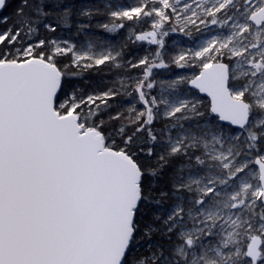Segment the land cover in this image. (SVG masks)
<instances>
[{
    "label": "snow or ice",
    "instance_id": "snow-or-ice-1",
    "mask_svg": "<svg viewBox=\"0 0 264 264\" xmlns=\"http://www.w3.org/2000/svg\"><path fill=\"white\" fill-rule=\"evenodd\" d=\"M101 3L119 45L47 35L105 15L77 0L0 30V264H264V0ZM102 66L118 87L86 93Z\"/></svg>",
    "mask_w": 264,
    "mask_h": 264
},
{
    "label": "trees",
    "instance_id": "trees-1",
    "mask_svg": "<svg viewBox=\"0 0 264 264\" xmlns=\"http://www.w3.org/2000/svg\"><path fill=\"white\" fill-rule=\"evenodd\" d=\"M77 2L78 3L83 2L87 4L96 5L94 0H77ZM18 5H19V0H9V6L6 7L0 14V16H8L9 21L7 25L0 24V30H3L4 28L12 25L13 20L15 19V16H14L15 9ZM100 7L102 11H105V15H96L93 18V27L86 30L85 31L86 34L94 33L97 35L99 34L101 36L105 34H109L103 31L102 29L95 27V23L97 21H108V15L106 14L107 11L102 6ZM66 34L68 35L71 34L75 36L79 35L78 37L82 36L81 33L80 34L76 33V29L74 27L71 29H58L57 33L55 34L48 33L47 35L50 38H60L61 36H66ZM136 46H140V45L136 44L135 47L133 46L132 48H129L128 51L125 48V53L126 54L128 53L127 55L124 56L125 60H131L132 62L137 61V58L135 59V55L137 53L135 52H136V49H138V47ZM64 60L67 63L70 60V58L65 57ZM102 68L104 69L103 71H99V72H97L96 70L87 71V72H84L82 77L76 78L77 83L83 88V90L86 93H91V92L98 93V92H103L110 87H118V85L116 84V73L114 71H109L108 66H102ZM141 71L142 69H132L131 71H128V74L135 75ZM117 100L122 103H126V101H124L122 97H117Z\"/></svg>",
    "mask_w": 264,
    "mask_h": 264
},
{
    "label": "rangeland",
    "instance_id": "rangeland-1",
    "mask_svg": "<svg viewBox=\"0 0 264 264\" xmlns=\"http://www.w3.org/2000/svg\"><path fill=\"white\" fill-rule=\"evenodd\" d=\"M94 2L96 3V5L98 4L99 6H102L104 8V3H101V0H94ZM106 3H110L111 4V9L110 10H116L117 6H130L136 3V0H105ZM107 11V10H106ZM110 18L108 17V20ZM103 22H107V21H103ZM81 37L75 36V35H68L66 34V36H61L59 39H67L70 40L72 43H75L77 45V48H80L81 46L86 47L87 44L89 42H92L89 40V37H92L93 41H97V40H105L111 44H117L119 45L120 43L124 42L127 40V29H121L119 31V33H117L116 35H112V34H105L103 36L101 35H97V34H86L85 32L81 33ZM199 34L196 33L195 31L193 32V39H195ZM139 44L140 46H136L138 47V49H136L137 53L135 55V59L137 58V61L146 56L149 55L152 48H154V46H149L146 43H136ZM136 44H133L131 42L127 43L126 49L128 51L129 48H132L133 46L135 47ZM180 44L181 46H193V42L192 40H190L187 36H183V35H179L176 33L171 34L169 37L166 38V47L169 50H173L176 49V45ZM178 50V49H176ZM128 54V53H127ZM125 53V55H127ZM70 58V56L68 57ZM130 70H126V75L128 74V71ZM183 71H190V70H179V69H171L170 72L171 73H183ZM169 71L167 70H160V76L157 77V79L159 80L162 77H168L170 74ZM117 76H116V80H117Z\"/></svg>",
    "mask_w": 264,
    "mask_h": 264
},
{
    "label": "water",
    "instance_id": "water-1",
    "mask_svg": "<svg viewBox=\"0 0 264 264\" xmlns=\"http://www.w3.org/2000/svg\"><path fill=\"white\" fill-rule=\"evenodd\" d=\"M2 11H3V10H2ZM2 11H0V14H1Z\"/></svg>",
    "mask_w": 264,
    "mask_h": 264
}]
</instances>
